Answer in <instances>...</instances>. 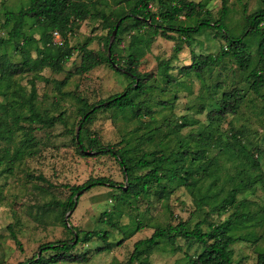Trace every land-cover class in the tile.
<instances>
[{"label":"rangeland","instance_id":"1","mask_svg":"<svg viewBox=\"0 0 264 264\" xmlns=\"http://www.w3.org/2000/svg\"><path fill=\"white\" fill-rule=\"evenodd\" d=\"M93 1L96 11L104 12L109 19H114L116 12L126 13L133 4L132 1L118 5L111 0ZM206 1L214 19L217 18L221 0ZM26 4L27 0H0V26L6 10H17ZM227 5L230 9L227 27L238 33L245 26V16L258 10L262 2L228 0ZM151 9L158 10L153 1ZM73 28V33L67 34L71 56L63 63L62 70L45 67L10 78L11 86L25 97L34 81L37 108L55 116L62 113L64 123L42 127L14 120L0 110V264H17L36 253L42 243L73 237L64 223L78 230L79 239L92 230H108L110 235L106 243L92 237L75 245L72 253L85 254V261L54 264H126L134 243L149 237L156 227L182 220L189 228L199 223L207 230L210 223L226 219L234 207L221 212L212 208L236 188L242 189L236 194V200L245 199L249 204L242 210L249 209V217L235 230V234L244 239L231 246L232 264H255L257 252L264 251V221L258 222L255 214L260 211L264 215V86L258 93L253 92L247 73L242 72L231 57H225L220 65L205 70L201 76L184 73L183 67L191 62L192 53L217 54L225 45L221 34L215 30L194 35L190 44L175 33H170V38L157 35L147 46L143 41L145 29L122 28L116 53L122 61L130 51L139 56L137 69L146 74V83L151 85L140 98L146 100L145 104L153 113L145 114L143 109L138 136L118 147L133 158L143 150H160L170 155L162 164L163 168L185 167L193 171L191 175L193 181L196 180L192 187L179 180L152 182L148 194L129 197L122 192L126 190L125 176L114 157L80 154L74 137L81 117L78 98L95 103L123 91L130 79L107 64L76 74L80 61L77 45L85 42L88 48L105 55L108 53L107 30L101 18L93 14ZM5 33V29H1L0 35ZM39 33V29L34 28L35 38ZM255 48L253 43L251 56L255 55ZM31 53L35 55L33 50ZM255 66L253 59L251 67ZM163 73L168 76L163 77ZM234 90H239L242 96L237 108L209 121L211 101ZM3 103L4 96L0 95L1 107ZM137 125V118L130 112L98 111L84 126L83 138L86 141L88 135L99 145L114 144L126 138ZM202 138L207 139L206 142H200ZM199 149H204L206 156L197 166L192 159ZM147 170L138 168L134 175ZM28 174L42 175L51 185L31 179ZM98 176H106L123 188L96 186L81 193L66 223L68 187ZM186 177L189 179V175ZM163 187L168 197L161 194ZM121 197L128 199L130 205ZM199 199H203L202 204ZM106 217L115 225L107 224ZM132 223L138 225V230L131 232ZM107 243L109 249L104 250ZM200 250L201 245L196 241L177 236L161 240L149 251L148 259L150 264H186L187 255H196ZM53 254L45 253L47 257Z\"/></svg>","mask_w":264,"mask_h":264},{"label":"trees","instance_id":"2","mask_svg":"<svg viewBox=\"0 0 264 264\" xmlns=\"http://www.w3.org/2000/svg\"><path fill=\"white\" fill-rule=\"evenodd\" d=\"M116 5L123 2L132 1L133 4L126 13H118L114 19H109L104 12L96 11V2L93 0H27L25 6L17 10H6L3 13V22L0 26L5 29V35H0V95L4 96L5 103L0 110L2 114L10 116L17 121H29L37 123L40 126H52L56 122H63L62 113L51 115L47 111H41L35 105V84L31 81V91L28 96L20 93V90L11 86L10 78L15 74L24 72H37L47 67L55 71L62 70L63 63L70 58L71 51L68 48V33H73V25L86 19L90 15L101 18L104 28L107 30L105 46L108 49L111 32L119 21L118 29L114 41L110 44V57L96 53L86 46L83 42L77 45L76 49L80 52V61L75 69L76 74H84L91 69L107 64L111 69L121 73L130 79V82L123 91L112 94L95 103H88L82 97H79V131L75 142L79 146V153L104 154L114 157L121 166L125 176L126 190L122 191L124 195H130L133 198L139 195H146L150 191L152 182L160 184L161 182H179L187 187H192L196 183L193 181L192 172L185 167H176L165 169L162 164L167 162L170 155H165L162 151L143 150L135 158L126 155L127 151L121 150L120 144H128L130 138L135 139L142 124L143 109L145 114H151L153 111L145 104L146 100L140 96L147 93L151 88L146 83V74L137 69L140 61L135 52H128L126 59L121 58L116 53V46L120 44L119 35L121 29L126 27L132 29H145L143 36L144 43L149 46L157 35L170 38V33H175L180 39L188 44L194 40V35L202 33L205 30H215L220 33L225 45L220 48L217 54H191V62L184 66V73H194L201 76L205 70L222 63L225 57H231L237 63L242 72H246L249 78V86L253 92L258 93L264 86V0H261L262 6L245 16V26L238 32H234L227 27L226 20L229 17L230 9L227 5L228 0H221V6L218 11V17L214 19L210 9L207 8V1L193 0H111ZM157 5V11L151 9V2ZM95 10L93 11V9ZM34 28L39 29V37L35 38ZM54 30L60 31L65 41L63 45H55L51 41V33ZM256 44L255 55L251 56L250 47ZM34 52V56L31 53ZM16 56V58L14 57ZM255 59L256 66L251 67L252 60ZM122 61V62H121ZM117 64L122 70L116 69L112 63ZM125 65H122V64ZM164 75V76H163ZM163 77H167L163 73ZM239 90L223 93L218 100L211 101L212 109L208 112L209 121H214L217 116L235 110L241 100ZM165 103V102H163ZM25 109V111H22ZM98 111H113L126 114L137 118L139 125L120 142L107 145H99L95 139L87 135L84 141V126L89 122ZM208 138H211L208 135ZM126 140V141H123ZM207 139L202 138V143ZM119 144V147H118ZM187 154V151L183 152ZM89 154V153H87ZM193 163L200 166L201 160L205 158L204 149H199L193 153ZM141 167L148 170L139 175L134 172ZM189 175V179L186 177ZM31 179H35L48 186L51 184L42 175L28 174ZM96 186H108L110 188H120L123 186L116 181L106 177L98 176L88 178L80 185H72L69 188L66 210H73L77 203V195ZM242 190V189H241ZM240 188L233 189L230 194L218 205L212 208L213 211L221 212L229 207L234 210L229 216L219 222L210 223L207 230H203L199 223L193 228H189L185 221H178L176 224H167L165 227H156L149 237L137 240L133 245V250L126 264H150L148 253L157 247L163 239L175 238L181 236L186 240H194L201 245V250L196 255H187L186 264H232L231 246L238 240L244 239L242 235H236L237 226L246 222L249 217V209L242 211L249 206L245 199L236 200V194L241 191ZM161 194L168 197V191L163 187ZM122 200L130 205L128 199ZM203 199H199L202 204ZM198 204V203H197ZM63 213V215H64ZM257 221L262 223L264 215L259 211L255 213ZM105 215V213H103ZM104 221L114 226L108 217ZM65 229L73 234L69 239H61L40 244L38 251L30 258L20 261L17 264H54L59 261L83 262L87 258L85 254L72 253V249L81 241H89L92 237L107 242L110 235L108 230L87 231L79 239L78 230L75 227L66 226ZM138 225L132 223V231L138 230ZM75 230L76 232H73ZM13 239L19 245L16 234L13 233ZM254 236V240H255ZM109 249L108 243L104 250ZM51 251L54 254L46 256L45 253ZM255 264H264V251H258Z\"/></svg>","mask_w":264,"mask_h":264},{"label":"water","instance_id":"3","mask_svg":"<svg viewBox=\"0 0 264 264\" xmlns=\"http://www.w3.org/2000/svg\"><path fill=\"white\" fill-rule=\"evenodd\" d=\"M118 25H119V21L116 22L112 32H111V35H110V38H109V45H108V56L110 57V44L112 43L115 35H116V32H117V29H118ZM112 66L116 69H120L122 70L117 64H115L114 62L112 63ZM80 128V125L79 127ZM77 133L78 131L76 132V137H77ZM87 153L91 154L92 152L91 151H88ZM83 190H81L77 195H80L82 193ZM76 205V204H75ZM72 210L68 211L66 214H65V221L67 223V220H68V216L70 215Z\"/></svg>","mask_w":264,"mask_h":264},{"label":"built area","instance_id":"4","mask_svg":"<svg viewBox=\"0 0 264 264\" xmlns=\"http://www.w3.org/2000/svg\"><path fill=\"white\" fill-rule=\"evenodd\" d=\"M51 41L53 44L61 46L65 41V37L60 31L54 30L51 33Z\"/></svg>","mask_w":264,"mask_h":264}]
</instances>
